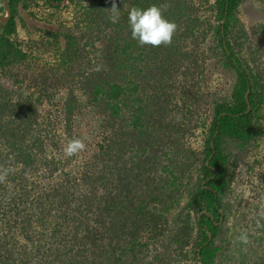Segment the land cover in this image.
Listing matches in <instances>:
<instances>
[{"label": "trees", "instance_id": "obj_1", "mask_svg": "<svg viewBox=\"0 0 264 264\" xmlns=\"http://www.w3.org/2000/svg\"><path fill=\"white\" fill-rule=\"evenodd\" d=\"M30 1L8 0L11 17L0 27L1 69L28 62V52L12 34L16 15ZM59 1L44 0L53 8L61 7L52 3ZM243 1L198 0L213 11L212 22L200 19L194 0H116L117 23L110 19L112 0L91 4L86 26H99L105 45L100 71L86 74L81 86L102 116L96 129L103 136L68 184L40 188L29 183L26 175L37 169L43 151L40 136H27L37 124L35 110L32 103L11 106L0 96V145L7 147L0 157V264H264V172L252 181L251 196L241 197L246 191L233 157L234 151L244 154L248 148L264 156V80L246 57L264 55V24L253 23L264 18V8L247 6L248 24L259 30L255 43L237 16ZM152 5H167L164 18L177 26L170 45L140 46L131 38L128 11ZM43 28L57 45L64 41L60 63L51 67L62 74L81 48L70 33ZM198 29L203 38L208 32L213 36L211 53L203 56L216 57L214 65L222 73L233 72L228 95L203 86L199 69L204 58L185 49V40ZM258 65L264 70L263 61ZM175 68L184 75L177 133L167 119L172 95L166 91ZM40 79L45 83L43 74ZM73 99L64 106L69 123L78 108ZM201 103L211 108L210 120L192 123ZM6 113L18 121L5 122ZM199 125L204 135L196 151L187 136ZM10 165L20 169L10 172ZM233 191L239 192L234 203L228 196ZM182 198L179 211L173 210ZM229 219L240 228L231 238L223 234Z\"/></svg>", "mask_w": 264, "mask_h": 264}, {"label": "rangeland", "instance_id": "obj_2", "mask_svg": "<svg viewBox=\"0 0 264 264\" xmlns=\"http://www.w3.org/2000/svg\"><path fill=\"white\" fill-rule=\"evenodd\" d=\"M1 1L0 12H4ZM194 1L200 19L203 20L208 17L209 21L212 22L214 20L213 11L206 10L205 6H201L198 0ZM208 1L212 3L214 0ZM95 2L96 0H75L74 3H66L64 6L55 9L47 5L44 0H31L29 6L15 17L16 32L13 34V38L28 52L29 58L25 65L12 64L7 68H0V96L3 95L2 100L9 101L11 106H18L21 102H24L25 105L32 103L30 108L35 110L37 124H35L33 131L27 133V136L32 137L33 134L40 136L43 151L39 152L40 158L38 159H41V161L38 163L37 169L33 173L27 174L26 177L29 183L33 182L40 188L52 184H68L66 179L77 176L86 159L96 151L97 143L102 141L103 134L101 130L96 129L97 125L102 122V116L95 110L94 105L88 102L81 86L86 74L94 71L99 66L101 50L105 45V37L99 32V26L93 23L91 27L86 26L85 13L91 7V4ZM249 4L264 8V0H244L240 13L237 15L243 23L242 29L245 30V35L249 40L256 43L257 36L255 33L259 30L248 24L247 18L250 17V11L247 6ZM263 15L261 14L260 17ZM257 21L264 24V18H255L253 23H257ZM44 25L46 28L59 31V35L65 32L70 33L76 37L79 48H81V50L79 49V55L69 64L64 65L68 71L64 73L65 68H63V72H61L63 75L57 72L53 73L51 67L55 68V65L60 63V55L65 50L64 41L57 45L54 42L55 39L51 40L48 38L49 36H45V32L42 31ZM198 31L199 29L185 40V49L192 52V55H200L204 58L199 69V78L202 80L203 86L207 90L216 91L220 95H228L234 81L233 72L230 70L226 71L225 74L222 73L220 68L214 65L215 62H218L216 57L203 56L211 53L213 36L212 32H208L203 38V36L197 35ZM106 32L104 33L106 34ZM260 44L264 49V43L261 42ZM246 57L253 65V71L260 76L259 81L261 78L264 80V70L258 65L260 62H264V55L247 53ZM186 66L187 63L185 62L182 69ZM182 71L180 69L178 74ZM174 73L173 81L169 83V88L166 89L167 93L172 95V111L167 119L174 122V126H170L173 132L176 131L177 133V100L181 102L180 94L184 75H177V68L174 69ZM41 74L45 77V83L41 79L39 80ZM71 96L74 97L73 100L78 108L70 116L71 122L69 123L64 106ZM195 107L196 113L191 117L192 123L194 120L208 122L211 117L209 105L201 103ZM2 119L5 122H13L18 118L13 120L12 116L6 113L2 116ZM67 123H69L68 130L66 129ZM203 128L199 125L198 128L192 130L193 133L187 136L188 143L196 151L201 148L204 135ZM74 138L83 141L85 148L78 154L67 157L64 155L63 148L69 140ZM1 142L2 139L0 138V144ZM229 146L233 145L230 144ZM6 150L7 147L0 145V157H4ZM260 150L261 146L259 147ZM255 152L256 150L252 152L251 148H248V151L244 154H237L234 151L233 157L237 160L235 174L241 177V181H243L241 190L246 191V193H242L241 197L251 196L255 187L252 181L264 172V156H257L258 152L256 154ZM51 160L54 162H51ZM54 166H56V169L50 172ZM7 169L12 172L13 170H19L20 167L10 165ZM69 189H72V187ZM72 190L77 191V188L73 187ZM238 194L239 192L233 191L228 195L233 203ZM183 201L182 198L178 204L176 203L173 210L179 211ZM235 206L234 211L238 208L237 204ZM10 220V224H12L13 219L10 218ZM231 222L232 220L229 219L223 232L224 235L230 238L233 236L232 232L235 228L240 229L238 223L232 224ZM14 225L11 226L14 230L13 234L18 237L20 232H17L18 228ZM21 243L24 242L21 241ZM151 257L149 253L146 260H150Z\"/></svg>", "mask_w": 264, "mask_h": 264}, {"label": "clouds", "instance_id": "obj_3", "mask_svg": "<svg viewBox=\"0 0 264 264\" xmlns=\"http://www.w3.org/2000/svg\"><path fill=\"white\" fill-rule=\"evenodd\" d=\"M166 8L167 5H152L146 9L133 6L128 11V26L131 38L137 41L140 46L159 47L161 45H170L177 26L164 18L163 11ZM109 11L111 12V22L117 23L120 9L116 0H112ZM4 13L5 11L1 14ZM95 70L100 71V68L97 67ZM84 148L83 141L74 138L67 142L63 152L65 156L71 157L81 152ZM0 180H3L2 176H0ZM240 239L242 242H247L246 235H241Z\"/></svg>", "mask_w": 264, "mask_h": 264}, {"label": "water", "instance_id": "obj_4", "mask_svg": "<svg viewBox=\"0 0 264 264\" xmlns=\"http://www.w3.org/2000/svg\"><path fill=\"white\" fill-rule=\"evenodd\" d=\"M4 7V14H0V26H3L11 17V10L8 3V0H2ZM68 2V0H61L59 2H52L54 5H64Z\"/></svg>", "mask_w": 264, "mask_h": 264}, {"label": "crops", "instance_id": "obj_5", "mask_svg": "<svg viewBox=\"0 0 264 264\" xmlns=\"http://www.w3.org/2000/svg\"><path fill=\"white\" fill-rule=\"evenodd\" d=\"M1 4H2V6H3V2L1 1ZM2 12H0V14H1Z\"/></svg>", "mask_w": 264, "mask_h": 264}, {"label": "flooded vegetation", "instance_id": "obj_6", "mask_svg": "<svg viewBox=\"0 0 264 264\" xmlns=\"http://www.w3.org/2000/svg\"><path fill=\"white\" fill-rule=\"evenodd\" d=\"M68 3V2H67ZM55 6H60V5H55ZM56 9V8H55ZM3 13V12H2Z\"/></svg>", "mask_w": 264, "mask_h": 264}]
</instances>
